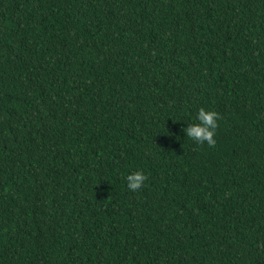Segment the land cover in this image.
<instances>
[{"label": "trees", "instance_id": "16d2710c", "mask_svg": "<svg viewBox=\"0 0 264 264\" xmlns=\"http://www.w3.org/2000/svg\"><path fill=\"white\" fill-rule=\"evenodd\" d=\"M0 264H264V0H0Z\"/></svg>", "mask_w": 264, "mask_h": 264}, {"label": "clouds", "instance_id": "9594fccd", "mask_svg": "<svg viewBox=\"0 0 264 264\" xmlns=\"http://www.w3.org/2000/svg\"><path fill=\"white\" fill-rule=\"evenodd\" d=\"M219 115L215 111L200 108L195 116L194 123L186 124L182 129L186 137L195 140L197 143H206L209 146L215 145V131ZM147 177L142 171H135L125 177L127 187L132 190H138L146 181Z\"/></svg>", "mask_w": 264, "mask_h": 264}]
</instances>
